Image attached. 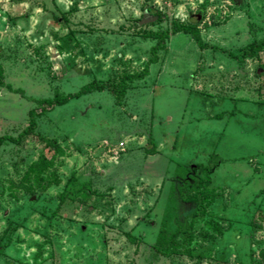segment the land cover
I'll list each match as a JSON object with an SVG mask.
<instances>
[{
    "label": "rangeland",
    "instance_id": "obj_1",
    "mask_svg": "<svg viewBox=\"0 0 264 264\" xmlns=\"http://www.w3.org/2000/svg\"><path fill=\"white\" fill-rule=\"evenodd\" d=\"M263 39L264 0H0V136L149 62L0 143V264H264Z\"/></svg>",
    "mask_w": 264,
    "mask_h": 264
},
{
    "label": "trees",
    "instance_id": "obj_2",
    "mask_svg": "<svg viewBox=\"0 0 264 264\" xmlns=\"http://www.w3.org/2000/svg\"><path fill=\"white\" fill-rule=\"evenodd\" d=\"M179 31H184V32L190 33L193 36V38L195 39V41L197 42V44L200 46V48L204 49V48L209 47V45L205 41L202 40L201 35H200V30L196 25L180 24V25L172 28L170 31L165 30L163 32L156 33V35L159 36V40L152 47L153 56L149 60L150 63L157 61L158 50L163 49L166 46L165 39L169 38L171 35L179 32ZM263 47H264V39L259 40V41H253L249 45L248 48L243 50L242 53L251 55L255 50L261 49ZM149 62L147 63V65L143 71H141L139 73L130 74V75H124L121 78L119 86H116L113 84H108V83H100L99 81L94 80L90 83L83 85L76 92L68 93L66 95H55L52 98L42 99L40 101V103L42 105L40 111H37L36 109H32L30 111V121H29V124L27 125V127L25 128V130L22 133H20V135L18 137H14L12 135H1L0 136V143L4 142L6 140L19 142L22 136L29 134L32 130H34L37 127V119H36L37 116L42 115V113L44 111L50 110V109L54 108L56 105L65 104L66 102H68L72 98L80 97L82 95H85V94H88L90 92L97 91V90L103 91L104 89L108 88V89L113 91L114 95L117 98V101L120 102L127 92L128 83L130 81L137 79V78H143V77H145V75H147L149 73ZM257 74L258 75L264 74V66H263V69L261 71H257ZM147 152L153 153L154 152V145H152L151 147H147ZM192 169L194 171V170H196V167L193 166Z\"/></svg>",
    "mask_w": 264,
    "mask_h": 264
}]
</instances>
